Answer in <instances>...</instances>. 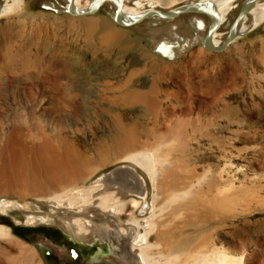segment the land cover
<instances>
[{
	"label": "rangeland",
	"instance_id": "obj_1",
	"mask_svg": "<svg viewBox=\"0 0 264 264\" xmlns=\"http://www.w3.org/2000/svg\"><path fill=\"white\" fill-rule=\"evenodd\" d=\"M91 1L77 0L76 7ZM198 1L154 8L165 12ZM243 1L223 17L217 41ZM65 6L63 0H19L0 15V150L24 135L48 136L74 153L84 172L41 190L43 175H18L0 154V224L7 228L0 264L51 258V264H124L112 254L79 260L67 235L88 238L106 228L119 233L121 248L134 220L138 236L149 230L140 247L152 264H190L194 256L264 264V16L255 24L248 17L247 30L213 52L201 44L209 25L203 14L122 27L112 19L111 2L89 16H71ZM195 17L204 30L194 28ZM174 40L181 43L176 57L156 51ZM120 168L139 180L141 198L105 186V176ZM102 193L108 206L124 201L125 210L112 215L96 208ZM131 198L138 204L129 211ZM85 205L93 231L79 211ZM7 222L33 231L17 236Z\"/></svg>",
	"mask_w": 264,
	"mask_h": 264
},
{
	"label": "bare ground",
	"instance_id": "obj_2",
	"mask_svg": "<svg viewBox=\"0 0 264 264\" xmlns=\"http://www.w3.org/2000/svg\"><path fill=\"white\" fill-rule=\"evenodd\" d=\"M126 1L127 0L122 1L121 20L124 24H132V22L138 20L139 16H141L143 12H145L146 10L148 11L156 10L154 6H160V5L164 6L174 0H146L147 5L142 8H141V2L139 0H132L131 2L132 7L127 6L125 4ZM237 1L238 0H199L198 2L189 3L187 5H183L176 9L165 11V12H174L176 10H179L180 8H184L187 6H192L195 8L204 7L208 10H211L217 13L220 16L221 22H222L223 17L226 14H228L227 12L233 9V4ZM18 2L19 0H2V1L0 0V3L2 4V5L0 4L1 5L0 15L9 12V10L15 7V5L18 4ZM97 2H98L97 0H93L91 1V3H88L87 5L83 6V8L77 9L78 8L76 7L77 0H73V4H74L73 8L75 11L82 12V11H85V10H88L94 7ZM106 2H111L116 9L118 0H106L104 3ZM247 2H249V0H244L242 4L245 5ZM63 3L64 5L66 4L65 11L68 13L69 0H63ZM71 16H83V15L77 14V15H71ZM262 16H264V0H259L256 2L255 6L252 9H250V11L238 22L236 29H235V35L237 36L238 34L243 33L245 32V30H247L248 27L245 26L244 22L246 21L248 17L251 19V24H255L257 23L259 18H261ZM114 17L115 16L113 14L112 19L115 22ZM145 19H152V20H158V21L167 20L166 18H163L159 13L158 14L153 13ZM208 19H209V25L207 27V30L209 26L214 22V18L208 17ZM194 28L200 31V30H204L206 28V25L201 19L195 17ZM214 33L212 35L211 44L213 45L214 48H219L223 40L221 42L217 41L215 39L216 36L214 35ZM204 36L202 37V40ZM163 41L166 42L167 40H163ZM175 48L177 49L179 48V50L181 49L180 41L174 40L173 42L161 43L160 46L156 49V51L162 53L165 57L172 59L178 55L176 54L177 49ZM20 136H23V134ZM20 138L14 139L16 141H14L13 143L11 142L12 144L9 141L8 147L6 146L7 148L1 149L0 154L5 155L4 157L5 160L9 158L11 159L13 170L16 173L18 172V175L19 174L23 175L24 172L26 173V175H28L30 171H32V173L35 172L36 174L35 177L33 175H30V176H33L34 179L38 177V175L39 176L43 175L44 179L41 176L38 177L39 180L37 179V181H39L40 183L38 185H39V188H41V190H44L47 188H51V190H53L54 188H57L59 186L61 187V185L70 183L69 181H72L74 178H78V176L84 173L82 171L83 170L82 168H77V165H81V163H80V160L76 156H74V153L71 154L68 151H66L65 153L62 148L63 146H61L60 144H55L54 142H52V140L48 136L42 135L41 139H38V140H35L34 137H31V135H28L27 137H25L24 135V138L22 137ZM7 152H10L11 154L7 155L6 154ZM70 154H71V157H70ZM140 160L141 162H145V158H141ZM141 166L147 167V165L144 163H142ZM41 178L43 179V181ZM101 179L103 178L101 177ZM103 183H105V186L115 187L117 192H119V194L125 193V192L130 193V191L137 192L138 194H140L138 198H141V194L143 193L140 190L141 185H139V180L136 179L133 173H131L129 170L127 171L126 169L121 170L120 168L115 173H112V174L109 173L108 175L105 176ZM102 194L103 196L99 198V202L97 201L98 204H95L96 208L101 209L102 211H105L112 215H119L122 210H125V206H127V204L125 205L124 201L108 206L107 199L109 198V195L107 193L105 194L102 193ZM129 202H130L128 205L129 211L134 209L136 205L138 204V202L133 198H131ZM86 207L87 205L82 206L79 209V211H80V214H83L84 216V220L86 221L85 226L90 227V229L93 231L95 230V227H94L95 224L94 225L92 224L93 220L89 218L85 219V216L88 213L86 211ZM0 211L4 212L2 208L0 209ZM134 221L135 222L132 223L133 225L132 227L135 228L136 233H137V234L135 233L137 235L134 238L135 243L132 242V244L131 243L129 244V242H131L130 235L132 234V231L134 230V228H131L128 226L127 232H126L127 236L124 237L123 239L125 240L124 242L125 245L123 246L121 244V248H120V241L122 240L118 241L119 240L118 238L120 237L119 233L116 231L109 232L106 228L103 229L102 231L97 232L96 233L97 235L91 234V236L89 237L86 236L88 238H80V237H85L84 235L82 236L81 234H77L78 236H73V235L70 236L67 234L66 235L69 239L72 240V242H74V246L80 249V253L83 256L82 258H84L85 260H89V258H94L96 260L100 256L103 257L106 254H112L115 256V258H118L124 264H152L151 261H149V257L145 253V249L140 247L141 246L140 243H144L145 245L147 244L146 235L149 234V230L145 232L144 234L142 235L140 234L138 236V232H139L138 230L140 228V223L137 220H134ZM145 222L147 226H149L151 229L153 228V223L150 224L149 218L148 220L145 219ZM112 227H115V226H112ZM71 230H73V228H71ZM6 231H7V228H5L3 225L0 224V237L1 235L4 236ZM111 234L112 235L114 234L116 238L114 237L113 240L109 239ZM75 237H78V238H75ZM114 239H115V242H114ZM128 246H130L131 248ZM138 247H139L138 252L133 253L134 251L133 252L131 251L132 248L137 249ZM193 259L190 262V264H240L239 259H233V258L227 259L225 258V256L224 257L218 256L217 258L212 259L210 262L205 261L202 258L197 257V256H194ZM89 264H96V263H89ZM185 264H188V263H185Z\"/></svg>",
	"mask_w": 264,
	"mask_h": 264
},
{
	"label": "water",
	"instance_id": "obj_3",
	"mask_svg": "<svg viewBox=\"0 0 264 264\" xmlns=\"http://www.w3.org/2000/svg\"><path fill=\"white\" fill-rule=\"evenodd\" d=\"M97 1L98 2L95 4L94 7L90 8L88 10L82 11V12H78V11H75L73 8V6H74L73 0H69L68 13L71 15H77V14H80L83 16L92 15L93 13H95L97 11V9L106 0H97ZM122 1L123 0H118V3L116 5V9H115V13H114L115 23L119 26H122V27L130 26L132 24H135V22L142 21L143 19L147 18L148 16H150L153 13H156V14L159 13L163 18H166L167 20H171V19L175 18L176 16L181 15V14H185V13L203 14V15H206L207 17L214 18V22L209 26L208 30L206 31L205 36H204L203 40L201 41V44H202L203 48H205L206 50H210L213 52H221L234 39L235 29H236L238 22L250 11V9H252L255 6L256 2L259 0H249V2H247L245 5L244 4L241 5L236 16L234 17V19L230 23L228 30H227V33H226V35L223 39V42L219 48L213 47V45L211 44V39H212V35H213L214 31L221 24V18L217 13H215L211 10H208L204 7L195 8L192 6L180 8L179 10H176L174 12H159L157 10H151V11L146 10L145 12H143V14L141 16H139V19L132 22V24H124L121 20ZM115 172L116 171H113L110 174L115 173ZM6 225L8 228H10V230L13 234H15L17 236H21V237H25L29 232L33 231V229H29V228L24 227V226H19V225L13 224L12 222H10V223L7 222ZM49 232L51 233L52 236H59L62 238V235L59 232H55L54 230H51ZM71 243H72L73 249H75L76 255L79 256L81 254L80 249L74 246V242H72V240H71ZM91 260L93 261L95 259L89 258V260H85V261L91 262ZM47 261H49V260H47ZM52 262H54L53 258H51L50 263L47 262V264H51ZM68 263L69 264H77V262L73 263L72 260H70V262H68Z\"/></svg>",
	"mask_w": 264,
	"mask_h": 264
},
{
	"label": "flooded vegetation",
	"instance_id": "obj_4",
	"mask_svg": "<svg viewBox=\"0 0 264 264\" xmlns=\"http://www.w3.org/2000/svg\"><path fill=\"white\" fill-rule=\"evenodd\" d=\"M36 229H39L40 232H44V231H49L50 229L49 228H41V227H37ZM48 258L47 259H50L51 257H53L52 254H48L47 256ZM82 254H80V256L78 257L79 260H84V258H82Z\"/></svg>",
	"mask_w": 264,
	"mask_h": 264
}]
</instances>
